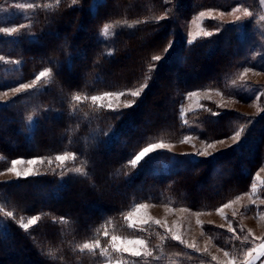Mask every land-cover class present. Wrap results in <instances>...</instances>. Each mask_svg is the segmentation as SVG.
I'll return each instance as SVG.
<instances>
[{"label": "trees", "instance_id": "trees-1", "mask_svg": "<svg viewBox=\"0 0 264 264\" xmlns=\"http://www.w3.org/2000/svg\"><path fill=\"white\" fill-rule=\"evenodd\" d=\"M213 1L179 5L186 4L185 14L191 7L226 10L223 0ZM234 2L247 3L255 16L223 23L215 35L191 44L175 19L161 18L164 0H103L95 8L92 0H38L34 20L46 32L36 39H0V54L21 61L9 72V63H0V76H18L21 84L46 69L52 73L41 88L0 105V171L17 158L52 159L43 161L36 176L0 182V264H135L140 258L120 257L111 238H146L128 219L138 205L212 210L248 190L264 160V114L227 112L213 103L184 118L180 114L188 93L222 90L226 71L261 40L256 0ZM103 28L112 33L103 35ZM144 85L131 107L111 109L92 99ZM239 130L235 146L210 158L161 149L131 162L163 140L198 136L212 142ZM63 154L73 158L55 167L54 158ZM25 218L37 221L25 228ZM147 227L158 235L154 224ZM212 235L228 250L235 244L232 252L242 255L244 247L228 244L224 231ZM164 243L153 252L179 264L209 263L169 238Z\"/></svg>", "mask_w": 264, "mask_h": 264}, {"label": "rangeland", "instance_id": "rangeland-1", "mask_svg": "<svg viewBox=\"0 0 264 264\" xmlns=\"http://www.w3.org/2000/svg\"><path fill=\"white\" fill-rule=\"evenodd\" d=\"M101 1L103 0H92V7L95 8ZM216 1L220 0H214L213 3ZM234 1L237 0L222 1L226 10L205 7L196 11V8L191 7V10L185 14L187 11L184 9L186 4L180 8V0L171 2L164 0L165 5L168 6L165 10L167 12L161 18L171 17L175 19L185 41L191 44L215 35L222 28L223 23L241 24L255 16L247 3ZM226 2L234 5L226 6ZM256 2L258 4L256 9L259 11H255L257 12L255 27L261 35L260 42L258 45L252 44L254 48L246 49L243 54L238 55L236 65L231 68L230 72L227 70V74H224L222 90L204 89L188 93L180 109L183 118L201 109L205 103H213L217 108L227 112L253 117L264 114V0H256ZM178 8L179 12H177ZM38 9V0H0V29H16L13 32L0 31V39L9 38L14 41L22 37L36 39L44 34L46 32L44 27L38 26L34 20L35 11ZM111 31V28H103L102 34L106 36L111 34ZM20 62L0 54V63H9L4 67V71L9 72V70L17 69L21 64ZM207 70L210 71L211 67H207L205 71ZM43 73L45 75L39 74L35 80L21 84L16 82L18 76H0V105H8L20 94L47 84L52 76L51 70L46 69ZM25 84L29 87H23ZM146 88L147 86L144 85L138 89L112 93V95L105 93L97 96L98 99L95 101L111 109L131 107L138 98V96L134 97L132 93L138 92L140 96ZM241 134L239 130L232 135L223 137L222 140L212 142L201 140L198 136H187V138L176 142L163 140L155 144L158 146L155 150L165 149L174 153L189 154L195 158H210L235 146L240 141ZM59 156H65L66 159L59 161L55 157L53 162L58 163L55 164V167L61 166L73 158L71 154ZM13 161H18V163L13 166ZM29 161H35V163L30 164ZM43 161L51 163L52 159L17 158L12 160L1 169L0 182L36 176L42 170ZM29 172L30 174L26 175ZM250 179L248 190L212 210H195L171 204L149 202L138 205L129 213L128 219L132 226H137L140 231L145 232L146 238L117 239L116 243L121 250L118 252L113 248L114 251L120 257L140 258V261L135 264H179L172 258L164 257L163 254L159 256L153 252V246L155 249L156 246L163 248L165 240L169 238L172 245H180L192 253L206 256L209 261L208 264H248L250 260L252 264H263L264 256H259L253 260L256 253L253 252L252 256H249L248 253L257 245L264 243V160ZM225 205L229 206L225 207ZM33 220L36 223L37 218H25L22 220V224L23 226H31L35 224L30 223ZM149 224H154L159 230L158 235H151V229L146 228ZM213 230L224 231L227 237L231 238L228 244L235 241L242 245L245 249L242 250V255L239 257L235 252H232L235 244L231 246L232 250L219 245L212 235ZM138 240H142L143 244L127 243V241L135 242ZM152 242H156V244L152 245ZM135 248L141 249L139 256L131 254V250ZM124 249H128V251H124ZM141 258L146 260L142 261ZM158 260L160 262H157ZM105 264H122V262L114 260Z\"/></svg>", "mask_w": 264, "mask_h": 264}, {"label": "snow or ice", "instance_id": "snow-or-ice-1", "mask_svg": "<svg viewBox=\"0 0 264 264\" xmlns=\"http://www.w3.org/2000/svg\"><path fill=\"white\" fill-rule=\"evenodd\" d=\"M73 2H75V0H73ZM29 7H30V5H29ZM0 31H4V32H13V31H16V29H15V28H2V29H0ZM154 59H155V60H159L160 57H159V56H156V57H154ZM40 75L43 76V75H45V73L42 72V73H40ZM23 87L27 88V87H29V85L25 84V85H23ZM109 95H112V93H109ZM132 95H133L134 97H137V96H139V93H138V92H133ZM76 99H79V97L77 96ZM92 99H93V100H96V99H98V97H93ZM237 135H238V134H237ZM157 147H158V146L155 145V144L150 145V146H147V147H144L141 151H139L138 154H136V155L134 156V158H133V160H132L131 162H132L133 164H135L136 162L140 161L142 158L146 157L149 153H151V152H152L153 150H155ZM56 159L59 160V161H64V160L66 159V157H65V156H57ZM16 163H18V161H13V166H14ZM29 163H30V164H31V163H35V161H29ZM77 171H79V170H77ZM17 174L19 175V173H17ZM28 174H30V172H29V173H26V175H28ZM227 206H229V205H225V207H227ZM141 207H143V205H141ZM221 211H222V209H221ZM30 223H35V220L30 221ZM131 226H132V225H130V227H131ZM24 227L27 228L28 225H24ZM111 239H112V247H113L116 251L119 252L121 249L118 247V245H117V243H116L118 238H117L116 236H112ZM127 243L143 244V241H142V240H138V241H135V242H133V241H127ZM96 245H97V247L99 246V241L96 242ZM85 247H89V245L86 244ZM124 251H128V249H124ZM253 252L256 253V256L253 257V260L259 258V256H264V243H261V244L257 245L255 248H253V249L248 253V255H249V256H252V253H253ZM131 254H132L133 256H139V255L141 254V249H140V248H135V249L131 250ZM149 255H150V253H149ZM225 255H227V253H225ZM248 264H252V261H251V260L248 261Z\"/></svg>", "mask_w": 264, "mask_h": 264}, {"label": "crops", "instance_id": "crops-1", "mask_svg": "<svg viewBox=\"0 0 264 264\" xmlns=\"http://www.w3.org/2000/svg\"><path fill=\"white\" fill-rule=\"evenodd\" d=\"M263 264H264V260H263Z\"/></svg>", "mask_w": 264, "mask_h": 264}]
</instances>
